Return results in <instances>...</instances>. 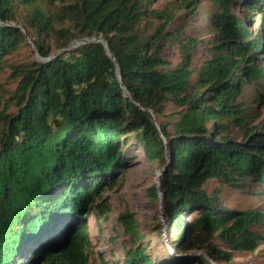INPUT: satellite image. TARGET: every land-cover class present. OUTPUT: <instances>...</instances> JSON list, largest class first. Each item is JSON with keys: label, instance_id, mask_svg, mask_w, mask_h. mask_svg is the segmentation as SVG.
<instances>
[{"label": "trees", "instance_id": "1", "mask_svg": "<svg viewBox=\"0 0 264 264\" xmlns=\"http://www.w3.org/2000/svg\"><path fill=\"white\" fill-rule=\"evenodd\" d=\"M0 0V70L7 55L31 33L44 61L12 64L19 77L11 96L18 112L7 115L0 136V264H89L88 214L105 187L126 168L124 144L131 139L147 158L165 165L160 182L148 189L163 203L172 248L181 254L168 264H226L234 252L264 242L256 226L257 207L230 208L221 187L245 191L250 182L264 194V118L246 126L239 97L254 86L264 103V0H215L209 40L185 34L174 6L154 0ZM242 4L259 12L261 27L232 10ZM47 4L53 7H46ZM175 23V24H174ZM103 36L51 57L79 37ZM203 57L194 63L195 50ZM178 50L180 60L167 56ZM129 92V95L126 93ZM168 103L173 110L166 112ZM147 109H152L156 118ZM211 124V126H209ZM243 131L241 139L231 134ZM134 240L141 237L130 212L120 215ZM204 249L206 255L196 252ZM122 264V263H120ZM126 264H158L140 243L127 249Z\"/></svg>", "mask_w": 264, "mask_h": 264}, {"label": "rangeland", "instance_id": "2", "mask_svg": "<svg viewBox=\"0 0 264 264\" xmlns=\"http://www.w3.org/2000/svg\"><path fill=\"white\" fill-rule=\"evenodd\" d=\"M67 1L70 2V0ZM193 1L197 4L196 12L188 17V8L177 9L178 15L175 21L176 24H174L178 25L184 22L188 26L184 31L185 34L194 33L196 36L205 38L208 41L212 28L210 17L215 11L220 10V6L215 0ZM176 2L178 0H154L152 7L174 6ZM62 4L61 0H55V6H61ZM262 6H264V2ZM46 7L52 8L53 5L47 4ZM232 10L246 17L251 28L257 29L261 27L262 22L259 12L253 9L249 10L239 3L234 4ZM26 11L27 8L24 5H19L16 8V12L20 15V21L12 22L23 28L25 39L16 51L7 55L8 61L3 69L0 70V136L2 135V127L8 122L6 116L11 113H17L19 109L16 99H11L20 79L12 75V64L18 65L45 60L40 55L33 36L21 23V16ZM84 38H77L72 42L71 46ZM45 44L49 45L51 55L62 50L55 46L54 37H49ZM74 49L61 52H70ZM204 49V46L200 43L198 49L195 50V64L201 62L203 57L199 54V50ZM167 56L174 63L180 60L178 50L174 47L170 48ZM262 56L260 61L264 65V53ZM256 89L254 86H249L244 89L239 97V100H242L246 106L245 113L247 118L245 124L248 127L259 124L264 118V103L256 101ZM173 107L172 103H168L165 111L169 112L173 110ZM150 113L155 119V113L151 111ZM243 133V131L236 133V128L231 129V134L236 139H241ZM123 153L126 158L124 163L126 171L117 175L116 183L113 187L107 186L103 190L101 198L98 199L99 203L103 202V206H94L89 210L88 214H82L84 217L83 221L86 224L85 230L90 236L89 264H126L127 249L134 246L136 242L145 246L147 252L151 254L158 264H168L182 255L171 246L163 203L152 200L148 194V189L160 182L165 165L157 160H149L143 147L134 139H131L128 144H124ZM206 186L210 191L216 187L222 188L221 198L224 204L230 208L245 209L253 206L264 211V194L258 197L250 195V192L261 189L258 184L250 182L245 191L231 186L221 187L216 180L208 181ZM125 212L132 213L137 221V228L141 237L136 240H134L132 233L125 229L120 219V215ZM255 228L264 235V221ZM196 254L207 256L204 249L198 250ZM225 263L264 264V242L254 251L234 252L232 259Z\"/></svg>", "mask_w": 264, "mask_h": 264}, {"label": "water", "instance_id": "3", "mask_svg": "<svg viewBox=\"0 0 264 264\" xmlns=\"http://www.w3.org/2000/svg\"><path fill=\"white\" fill-rule=\"evenodd\" d=\"M93 41H100V42H103L105 44V48H106V51L107 53L112 57V59L115 61L116 63V67H117V71H116V74H117V77L121 80V75H120V70H119V65H118V62L116 60V58L113 56V54L111 53L110 51V48H109V44H108V41L103 37V36H99V37H92V38H84V39H81V40H78L73 46L71 47H68V48H64L62 49L61 51H64V50H70V49H73V48H76L78 47L79 45L83 44V43H88V42H93ZM61 51L53 54L51 57H54L56 56L58 53H60ZM122 81V80H121ZM126 93L129 95V92L126 91ZM148 111H152V109H147Z\"/></svg>", "mask_w": 264, "mask_h": 264}]
</instances>
